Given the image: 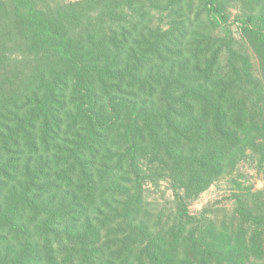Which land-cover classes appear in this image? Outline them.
Here are the masks:
<instances>
[{"label":"trees","instance_id":"obj_1","mask_svg":"<svg viewBox=\"0 0 264 264\" xmlns=\"http://www.w3.org/2000/svg\"><path fill=\"white\" fill-rule=\"evenodd\" d=\"M152 10L167 11L172 22L148 40L139 29ZM202 12L205 29L222 37L195 32ZM232 26L256 39L264 56V15L232 20L226 0H84L56 8L0 0V264H59L57 253L65 262L89 254L83 264L264 261V214L240 202L250 235L218 233L210 246L187 202L233 168L246 143L264 138L247 93L261 84L235 51ZM189 36L194 56L178 55ZM177 59V68L153 70ZM164 177L173 183L179 222L147 240L142 188ZM128 180L134 195L121 189ZM112 208L111 218L104 211ZM96 213L101 226L86 223L82 231ZM118 220L128 236L100 245V228Z\"/></svg>","mask_w":264,"mask_h":264},{"label":"rangeland","instance_id":"obj_2","mask_svg":"<svg viewBox=\"0 0 264 264\" xmlns=\"http://www.w3.org/2000/svg\"><path fill=\"white\" fill-rule=\"evenodd\" d=\"M84 0H41L42 5L49 8H56L59 5H70ZM186 3V2H185ZM227 11L231 15V19L235 20L237 17L249 16V15H264V0H226ZM199 13L200 10H194ZM205 14L202 12V16L195 24V32L203 35L205 39H215L222 37L220 30L210 33L204 27ZM142 25L139 29H146L143 31L142 36L144 39L150 40L151 31H157L158 28L166 30L169 28L172 22V17L167 11L152 10L147 15L144 21H141ZM202 28L203 32L200 33ZM235 39V51L247 57L252 63V72L256 81L261 84L260 92H252L249 94V104L254 116L258 117L260 121L264 122V56L263 50L256 39L244 36L236 26H232ZM138 40V35L136 36ZM195 38V37H194ZM193 38L188 37L181 48L176 46V53L179 55L180 51H184L185 55L194 56L191 52L195 50L193 44ZM174 46L170 44V47ZM135 49V45L133 46ZM132 49V50H134ZM136 50V49H135ZM215 50V48H213ZM130 53V51H127ZM225 53V52H224ZM221 52V61L226 65V57ZM189 56V57H190ZM207 59H201L204 63ZM198 61L192 60V65H195ZM182 63L181 60L164 61V68H161V64L158 62L153 70H172L177 68ZM250 89V88H249ZM113 151H116V147H112ZM148 171L151 169L147 165V162L142 160ZM234 167L229 169L221 178L215 181L207 190L201 192L199 195L188 198V206L190 213L197 217L200 225L199 237L201 241L212 245L213 235L220 234H233L238 233L241 228H244L250 233L252 232L242 219L238 215L239 203H243L245 209H250L256 214H264V138H258L253 143H246L241 148L237 158L233 160ZM156 166V165H155ZM158 167V166H156ZM129 181V180H128ZM121 189L129 195L136 193V187L133 182L124 181L121 185ZM142 195H144V206L141 221H144L148 227L149 239L155 238L159 235L161 230H168L176 223L179 222L178 218V206L174 198L173 183L169 177L160 178L153 182L148 181L142 188ZM115 195H125L117 193ZM106 209V213L109 217L114 216V210ZM102 215H93L82 223L81 230L84 231V224L91 225V229H98L101 226L97 220H102ZM122 220L111 223L109 227L105 226L100 228L103 243H106L108 239H112L120 236L127 237V234L121 232ZM190 227L188 229H192ZM212 231V233L210 232ZM208 232V233H207ZM210 232V234H209ZM122 234V235H121ZM84 234L82 233V236ZM219 235V234H218ZM68 241V239H65ZM67 253V252H66ZM59 258V264H83L84 257L89 255H81L74 257L71 262H65V253H57ZM97 264H105V260L101 259ZM248 264H264V261H259L251 258Z\"/></svg>","mask_w":264,"mask_h":264}]
</instances>
